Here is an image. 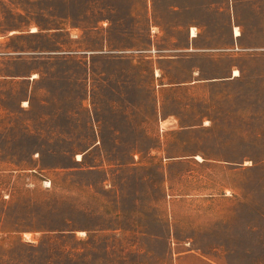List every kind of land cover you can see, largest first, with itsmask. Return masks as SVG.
<instances>
[{
	"label": "rangeland",
	"instance_id": "374dc122",
	"mask_svg": "<svg viewBox=\"0 0 264 264\" xmlns=\"http://www.w3.org/2000/svg\"><path fill=\"white\" fill-rule=\"evenodd\" d=\"M0 264H264V0H0Z\"/></svg>",
	"mask_w": 264,
	"mask_h": 264
},
{
	"label": "bare ground",
	"instance_id": "6f19581e",
	"mask_svg": "<svg viewBox=\"0 0 264 264\" xmlns=\"http://www.w3.org/2000/svg\"><path fill=\"white\" fill-rule=\"evenodd\" d=\"M233 33H234V35H238V34H239V28H237V27L235 26L234 29H233ZM190 34H191V36H194V35H195L194 28H192V29L190 30ZM237 73H238V71L235 70L234 74H237Z\"/></svg>",
	"mask_w": 264,
	"mask_h": 264
}]
</instances>
